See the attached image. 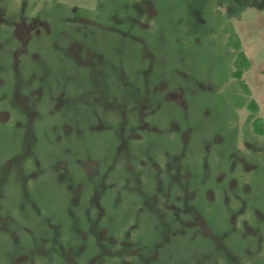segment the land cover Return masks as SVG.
Listing matches in <instances>:
<instances>
[{
  "label": "rangeland",
  "instance_id": "rangeland-1",
  "mask_svg": "<svg viewBox=\"0 0 264 264\" xmlns=\"http://www.w3.org/2000/svg\"><path fill=\"white\" fill-rule=\"evenodd\" d=\"M0 264H264V0H0Z\"/></svg>",
  "mask_w": 264,
  "mask_h": 264
},
{
  "label": "bare ground",
  "instance_id": "bare-ground-1",
  "mask_svg": "<svg viewBox=\"0 0 264 264\" xmlns=\"http://www.w3.org/2000/svg\"><path fill=\"white\" fill-rule=\"evenodd\" d=\"M148 7H151V6H149V4H147V8H148Z\"/></svg>",
  "mask_w": 264,
  "mask_h": 264
}]
</instances>
